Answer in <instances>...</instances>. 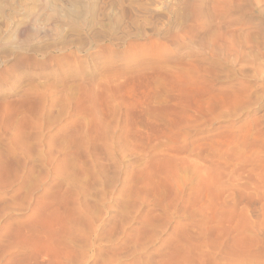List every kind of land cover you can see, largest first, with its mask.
Returning <instances> with one entry per match:
<instances>
[{"label":"rangeland","instance_id":"1","mask_svg":"<svg viewBox=\"0 0 264 264\" xmlns=\"http://www.w3.org/2000/svg\"><path fill=\"white\" fill-rule=\"evenodd\" d=\"M0 264H264V0H0Z\"/></svg>","mask_w":264,"mask_h":264},{"label":"bare ground","instance_id":"2","mask_svg":"<svg viewBox=\"0 0 264 264\" xmlns=\"http://www.w3.org/2000/svg\"><path fill=\"white\" fill-rule=\"evenodd\" d=\"M37 50H38V49H32V48L28 47V48L26 49V52H25V53H28V54H29V53H31V52H36ZM27 60H29V59H28V58H22V59L20 58V59H19V61L22 62V63H23L24 61L26 62Z\"/></svg>","mask_w":264,"mask_h":264}]
</instances>
